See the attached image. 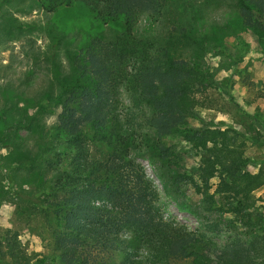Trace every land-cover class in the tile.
Listing matches in <instances>:
<instances>
[{
    "label": "rangeland",
    "instance_id": "rangeland-1",
    "mask_svg": "<svg viewBox=\"0 0 264 264\" xmlns=\"http://www.w3.org/2000/svg\"><path fill=\"white\" fill-rule=\"evenodd\" d=\"M165 2L161 15L152 20L140 16L136 28L143 37L156 36L176 59L200 66L203 76L202 82H195L194 114L179 131L161 137L146 119L150 112L132 100L128 79L117 85L114 112L117 124L135 143L132 157L159 190L163 217L186 225L214 248L213 242L224 245L246 238L249 230L243 219L220 210L219 200L208 209L193 183L203 185L201 157L183 131L219 128L231 136L237 133L238 142L245 144L248 170L264 172V23L247 22L234 0ZM0 18V264H40L42 259L41 264H61L58 238L66 231L41 211L52 200L42 190L68 172V166L54 154L49 162L39 154L46 151L44 142L62 111L59 101L47 96L59 93L57 76L70 78L72 73L66 45L53 42L48 22L66 32L70 48L80 47L89 35L111 40L121 26L105 24L79 5L46 13L34 0H0ZM14 141L21 143V150ZM151 146L157 150L151 151ZM92 149L93 155L102 156L95 146ZM164 149L168 152L161 160ZM210 184L213 194L219 179L212 178ZM251 196L257 208L264 207V186ZM93 251L106 264L123 260L116 252ZM165 264L188 262L170 259Z\"/></svg>",
    "mask_w": 264,
    "mask_h": 264
},
{
    "label": "trees",
    "instance_id": "trees-1",
    "mask_svg": "<svg viewBox=\"0 0 264 264\" xmlns=\"http://www.w3.org/2000/svg\"><path fill=\"white\" fill-rule=\"evenodd\" d=\"M34 1L51 14L83 6L97 20L121 26L111 40L89 35L80 47L70 48L66 32L48 22L53 42L66 45L72 73L70 78L57 76L59 93L47 96L49 101H59L62 111L44 142L46 151L39 154L40 160L48 162L54 154L68 166V172L42 190L52 200L41 211L66 231L58 238L60 263L106 264L93 251L98 248L121 254L120 264H165L170 259L188 264H264V207L257 208L251 200V193L264 186V172L248 170L245 144L238 142L237 133L231 136L219 128L183 131L201 157L203 185L193 183L208 209L219 200V209L234 214L237 221L243 219L249 230L246 238L224 245L213 242L211 248L186 225L163 217L159 190L144 166L135 162L131 155L135 143L117 124V85L127 79L132 100L150 112L146 119L161 137L179 131L194 114L195 82H202L203 76L200 66L176 59L156 36L143 37L136 28L140 16L152 20L161 15L165 0ZM234 1L247 22L264 23V0ZM129 126L134 129L132 123ZM14 146L22 149L20 142L14 141ZM94 146L101 157L93 155ZM156 150L151 146V151ZM164 151L161 160L168 152ZM212 178L219 179L213 194L209 192Z\"/></svg>",
    "mask_w": 264,
    "mask_h": 264
}]
</instances>
